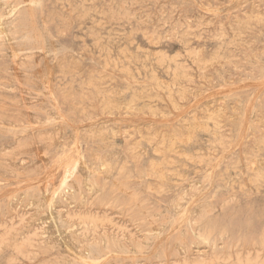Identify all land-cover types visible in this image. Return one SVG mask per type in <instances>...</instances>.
I'll return each instance as SVG.
<instances>
[{
  "label": "rangeland",
  "instance_id": "374dc122",
  "mask_svg": "<svg viewBox=\"0 0 264 264\" xmlns=\"http://www.w3.org/2000/svg\"><path fill=\"white\" fill-rule=\"evenodd\" d=\"M7 1L0 264H264V0Z\"/></svg>",
  "mask_w": 264,
  "mask_h": 264
},
{
  "label": "bare ground",
  "instance_id": "6f19581e",
  "mask_svg": "<svg viewBox=\"0 0 264 264\" xmlns=\"http://www.w3.org/2000/svg\"><path fill=\"white\" fill-rule=\"evenodd\" d=\"M16 3V0H8L6 2V4L13 6ZM11 30L8 28L7 24L4 23L3 20H0V36L3 35L5 37H7L9 35V32ZM198 51V50H197ZM237 88V87H236ZM123 94V93H122ZM122 96V95H121ZM176 110V109H175ZM166 115V114H165ZM191 141V140H190ZM141 148V147H140ZM109 160V159H108ZM107 160V161H108ZM106 163H104L103 165H105ZM102 165V164H101ZM105 167V166H104ZM103 167V168H104ZM101 168V167H100ZM105 169V168H104ZM109 169V168H108ZM102 170V169H101ZM107 172V171H106ZM189 187V186H188ZM49 222L50 225L53 227V234L55 237H57L59 240H61V242L63 243H67V239H68V234L66 233V231L60 229L57 225V221L55 218V213L52 211L51 207L49 209ZM47 219V218H46ZM48 222V221H47ZM72 231V230H71ZM86 243V241H84ZM66 247V246H65ZM184 252V251H183Z\"/></svg>",
  "mask_w": 264,
  "mask_h": 264
}]
</instances>
